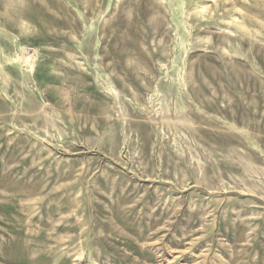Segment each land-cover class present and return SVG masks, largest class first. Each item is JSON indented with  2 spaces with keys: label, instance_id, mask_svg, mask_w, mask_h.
<instances>
[{
  "label": "rangeland",
  "instance_id": "obj_1",
  "mask_svg": "<svg viewBox=\"0 0 264 264\" xmlns=\"http://www.w3.org/2000/svg\"><path fill=\"white\" fill-rule=\"evenodd\" d=\"M0 264H264V0H0Z\"/></svg>",
  "mask_w": 264,
  "mask_h": 264
}]
</instances>
